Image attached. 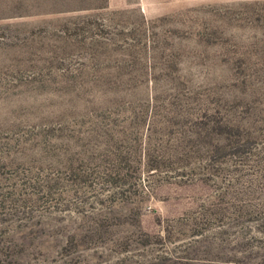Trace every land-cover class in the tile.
<instances>
[{
  "label": "rangeland",
  "instance_id": "374dc122",
  "mask_svg": "<svg viewBox=\"0 0 264 264\" xmlns=\"http://www.w3.org/2000/svg\"><path fill=\"white\" fill-rule=\"evenodd\" d=\"M0 264H264V0H0Z\"/></svg>",
  "mask_w": 264,
  "mask_h": 264
}]
</instances>
